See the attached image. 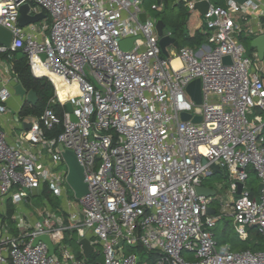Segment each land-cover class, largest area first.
<instances>
[{
  "label": "built area",
  "instance_id": "built-area-1",
  "mask_svg": "<svg viewBox=\"0 0 264 264\" xmlns=\"http://www.w3.org/2000/svg\"><path fill=\"white\" fill-rule=\"evenodd\" d=\"M146 1L0 0V26L12 33L0 53L22 49L32 73L53 83L51 102L64 109L60 116L48 106L12 139L0 126V264H81L63 242L66 231L101 242L104 264H152L151 253L159 254L153 264H264V250L219 249L214 230L221 215L210 214L211 197L197 192L218 164L230 176L239 237L251 231L264 237V187L255 194L246 185L251 171L264 184V60L241 41L243 34H264V0H176L191 12L208 1L201 15L210 35L196 48L170 44L169 55ZM25 3L32 14L46 13L41 25L19 24ZM165 6L156 0L151 7ZM163 36L172 31L164 28ZM129 38L131 47L122 48ZM196 79L201 103L188 92ZM13 91L0 85V114ZM58 126L62 131L50 136ZM66 150L75 153L88 184L83 197L74 191L79 203L69 198ZM28 189L50 190L62 207L47 206L31 220L19 207ZM9 201L17 234L5 218ZM41 235L51 238L53 255L47 243L33 245ZM126 246L142 248L147 259L126 254Z\"/></svg>",
  "mask_w": 264,
  "mask_h": 264
},
{
  "label": "rangeland",
  "instance_id": "rangeland-1",
  "mask_svg": "<svg viewBox=\"0 0 264 264\" xmlns=\"http://www.w3.org/2000/svg\"><path fill=\"white\" fill-rule=\"evenodd\" d=\"M214 1V0H213ZM156 3V0H147L144 8L151 13L152 16L157 18L158 20L162 19L166 23L165 30H172L174 29V25L178 22H184L187 18L186 25L188 27V30L190 31V28H193L197 22V18H199L197 12H191L187 6H177L173 7L170 3V6L167 7L165 10H154L152 9V4ZM35 9H38L39 11H42L40 7L37 5H34ZM37 25H41L42 21H39L36 23ZM252 35H242L241 41L244 43L247 53L249 55H252L254 52H256V49L251 46ZM228 178L224 177L222 174H218L215 176H211L208 178L209 184H215L218 187L219 196L221 198L223 197V201L227 200L229 201V196L232 194L228 182ZM247 188H249L253 193L258 194L259 193V185H260V179L257 177L255 172H250V177L247 180ZM67 187H69V198L73 201H75L76 197L74 194V190L72 187L67 183ZM28 198L25 199L24 204H22L21 210L22 213H25L28 217V212L31 216V220H36L40 218L41 213L44 211V209L49 206L52 207L53 210H57L62 207V197H59L55 195L53 192H51L48 189L41 190V191H31L27 190ZM217 196L213 202L210 204L211 207L218 210L219 215H221V219L218 221L217 226L215 228V234H216V240L219 244V249H224L225 247H229L233 250H243L246 248H251L256 242H262L263 237H260L256 231H251L250 236L248 239L243 240L239 237V234L237 233V230L234 225V218L230 215V208L228 205H223L221 198ZM76 201L79 203V201L76 199ZM30 221V220H28ZM17 223H12V227H16ZM63 242L64 244L69 247L70 249L74 251L79 252V246H78V235L76 231H66L63 234ZM59 245V240H56V246ZM94 256L93 258H97V261L99 263H104L105 256H104V250L103 245L101 242L94 243ZM59 254V257L61 258V254L59 251H57ZM124 252L126 254L131 253H137L141 260H146L147 255L143 254V250L139 248H130L129 246L125 247ZM186 257L192 258V254L190 253H184ZM93 258H84L82 257V260L86 259H93ZM80 259V258H79ZM83 264V263H82Z\"/></svg>",
  "mask_w": 264,
  "mask_h": 264
},
{
  "label": "water",
  "instance_id": "water-1",
  "mask_svg": "<svg viewBox=\"0 0 264 264\" xmlns=\"http://www.w3.org/2000/svg\"><path fill=\"white\" fill-rule=\"evenodd\" d=\"M240 2H243L244 0H238ZM208 1H201L196 4V7L202 12L205 13L208 8ZM46 18L45 12H39L36 14H32V8L29 3H25L20 8V17H19V24L21 26H26L30 23H37L43 19ZM141 19L145 21L146 14H141ZM166 27V23L164 20L160 19L157 21V30L159 35L162 37L160 40V45L162 47V50L165 55H169V52L167 50V46L170 44H174L177 49L180 48V43L175 37L171 36H163L164 34V28ZM12 41V33L5 29L4 27L0 26V44L4 45L6 47H10ZM134 41V38L125 39L121 42V46L124 49H129ZM251 46L256 49V52L258 54V57L261 60H264V34H261L255 38H253ZM44 57V55H43ZM224 61L226 63L230 62V57H225ZM14 91L15 94L20 96L22 99L27 100L31 104H36L38 100L37 93L34 90H26L21 83H17L14 85ZM188 92L192 96V98L197 101L198 103L202 102V95H201V81L200 79H196L193 82H191L188 86ZM67 110L72 113L73 111V105L71 102H68L66 104ZM190 114L187 112H184L182 114L183 120H188L190 118ZM71 119L73 121H77V118L74 114H71ZM201 120L200 116H197L194 118L195 122H198ZM24 127L29 129L31 127V124H24ZM66 162L69 166V174H68V182L71 185V187L74 189L75 194L78 198L83 197L88 193V184L84 181V173H83V167L79 163V160L77 159L75 153L72 150H66L63 153ZM204 163H207V160H204ZM211 169L214 172H221L220 166L216 163H212L210 165ZM264 187L263 183H260L259 185V193L262 191ZM243 188V183L240 184L238 189V194L241 193ZM197 192L200 195H205L207 197H214L217 193V191L211 187L208 186H198ZM209 213L215 214V211L209 207ZM40 241L47 243L49 247V255H53L55 253V247L51 240V238L48 235H41L34 239L33 245H36ZM79 246L83 250V254L85 257L89 258L94 252V245L91 243V240L87 237L82 238L78 241Z\"/></svg>",
  "mask_w": 264,
  "mask_h": 264
},
{
  "label": "trees",
  "instance_id": "trees-1",
  "mask_svg": "<svg viewBox=\"0 0 264 264\" xmlns=\"http://www.w3.org/2000/svg\"><path fill=\"white\" fill-rule=\"evenodd\" d=\"M171 2L173 3L171 4L173 7L185 6L183 3L176 2V0H166L165 9L170 6ZM213 2L216 4L223 5L225 3V0H214ZM186 21L187 18L185 19L184 22L176 23L173 27L174 29L171 30L172 34L179 41L182 47L184 46H190L194 48L199 47L201 44H203V42L206 41L209 32L206 29V27H203L198 29L192 35L188 30ZM0 58L9 61V63L11 64L12 73L18 83H21L26 90L28 91L34 90L37 93L38 100L36 104H31L30 102L26 101L21 109V115L23 116L35 115L39 117L48 106H52L60 116L63 115L64 109L60 106V104H55L51 102V100L55 98V89L53 83L47 77H36L32 73L31 67L29 65L28 55L22 49L9 50L7 52L0 53ZM61 131H62V127L58 126L57 128H55L54 132L49 133V135L54 136ZM13 211L14 209L10 208L9 212L5 215V218L10 219L11 213ZM10 222L13 221L11 220ZM13 232L17 234L15 228L13 229ZM259 236L263 237L261 235ZM130 248L133 249L139 248L142 250V248L140 247H130ZM246 249H250L253 251L264 250V237L262 242L261 241L256 242L251 248H246ZM75 253L77 258H82V257L84 258L82 252L79 251ZM143 254L145 253L143 252ZM93 256H94V252L90 258H93ZM158 258H159L158 253H151L150 262L153 264ZM86 260L89 261V264H99L96 257L93 259H86Z\"/></svg>",
  "mask_w": 264,
  "mask_h": 264
},
{
  "label": "crops",
  "instance_id": "crops-1",
  "mask_svg": "<svg viewBox=\"0 0 264 264\" xmlns=\"http://www.w3.org/2000/svg\"><path fill=\"white\" fill-rule=\"evenodd\" d=\"M198 13V17L197 18V22L195 24V26L193 28H190V33L193 35L198 29L200 28H203V18H202V13L201 11L199 10ZM209 33H208V37L206 39L205 42L203 43H206L208 42V39H209ZM174 37V36H173ZM174 45V44H173ZM175 49L177 50L176 46L174 45ZM181 47V45H180ZM8 83V85L12 86V88L14 89V85L17 84V80L16 78L14 77L13 73H12V70H11V64L9 63V61L5 60V59H2L0 58V85L2 83ZM27 100L25 99H22L20 96L16 95L15 94V91H13L12 93V96L9 98V100L7 101V107H8V111L7 113L5 114H0V126H2L4 128V130L7 132L8 136L12 139V137H18L21 133V130L24 126V124H26V120H29L31 118H33L35 115H26V116H23L21 115V109L24 105V103L26 102ZM36 117V116H35ZM29 124V123H27ZM25 128V127H24ZM218 174H222L224 177L228 178V182H230V176L228 174V172L226 170H221V172H214L212 175L206 177L204 180H203V183L202 185L204 186H208V187H211L213 189H215L217 191L216 195L214 197H211V203L213 202V200L219 196V192H218V187L217 185H213V184H209L208 183V178L211 177V176H215V175H218ZM222 196V195H221ZM221 196H219L221 198ZM234 197V194L232 193L230 196H229V201L227 200H224L223 201V197L221 198V201H222V204L223 205H230L231 204V201H232V198ZM210 203V204H211ZM20 208L22 207V205L19 206ZM211 207V206H210ZM10 208H13L14 211L16 209V207L9 201L8 203V211L7 213L9 212V209ZM214 211H215V214H218L219 215V212L218 210H216L215 208L211 207ZM230 208V206H229ZM13 211V212H14ZM13 212L11 213V217L10 219L13 221L12 217H13ZM26 213V212H25ZM28 215L30 216L29 212H28ZM31 218V216H30ZM8 221H9V224L10 226L12 225V223L14 222H10L11 220L6 218ZM218 223V222H217ZM15 228V227H14ZM12 226H11V229L13 231L14 229ZM215 232V231H214ZM254 232V231H253ZM216 236V234H215ZM78 241H79V237H78ZM78 244V243H77ZM79 246V244H78ZM79 251L82 252L83 254V250L82 248L79 246ZM72 250V249H71ZM73 253L75 254L76 256V251L72 250ZM235 251H238V250H235ZM78 252V251H77ZM84 255V254H83ZM85 256V255H84ZM77 258V256H76ZM87 258V257H86ZM78 262L79 263H83V264H89V261L88 260H82L81 258H77ZM66 264H72V263H69V262H66ZM99 264H104V263H99Z\"/></svg>",
  "mask_w": 264,
  "mask_h": 264
},
{
  "label": "bare ground",
  "instance_id": "bare-ground-1",
  "mask_svg": "<svg viewBox=\"0 0 264 264\" xmlns=\"http://www.w3.org/2000/svg\"><path fill=\"white\" fill-rule=\"evenodd\" d=\"M173 63L178 66L179 65V60L178 59H174ZM66 95V93L64 92V90L62 91V88H61V96L64 98Z\"/></svg>",
  "mask_w": 264,
  "mask_h": 264
}]
</instances>
